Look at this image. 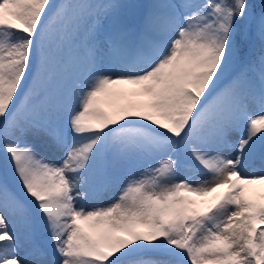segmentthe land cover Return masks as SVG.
<instances>
[{"label": "snow or ice", "instance_id": "snow-or-ice-1", "mask_svg": "<svg viewBox=\"0 0 264 264\" xmlns=\"http://www.w3.org/2000/svg\"><path fill=\"white\" fill-rule=\"evenodd\" d=\"M257 162L264 0H0V264H264Z\"/></svg>", "mask_w": 264, "mask_h": 264}, {"label": "bare ground", "instance_id": "bare-ground-1", "mask_svg": "<svg viewBox=\"0 0 264 264\" xmlns=\"http://www.w3.org/2000/svg\"><path fill=\"white\" fill-rule=\"evenodd\" d=\"M120 89L122 90H129L125 85L124 86H118ZM123 98V99H122ZM124 98H125V102H124ZM131 99V97L129 96H116V97H113L109 102H107L106 104H104L103 106L105 107L106 110L108 111H113L117 106L119 105H122V104H125L128 102V100ZM263 169V166L260 165L259 162L257 163H254V164H251L249 166H246L244 171L242 172V175L243 174H252V173H258V172H261ZM259 186H257L258 188ZM223 191V190H221ZM109 199V197L107 198ZM197 199H201V200H204V199H208L207 197H198Z\"/></svg>", "mask_w": 264, "mask_h": 264}, {"label": "rangeland", "instance_id": "rangeland-1", "mask_svg": "<svg viewBox=\"0 0 264 264\" xmlns=\"http://www.w3.org/2000/svg\"><path fill=\"white\" fill-rule=\"evenodd\" d=\"M129 90L130 89H132L134 86H132V85H125ZM124 97V96H123ZM123 99V98H122ZM124 102H125V98H124ZM106 104V103H105ZM108 104V103H107ZM105 106V105H104ZM261 165V164H260ZM263 166V169H262V171H264V165H262ZM109 199H111V197H109Z\"/></svg>", "mask_w": 264, "mask_h": 264}]
</instances>
